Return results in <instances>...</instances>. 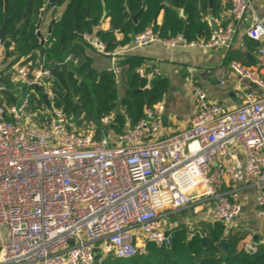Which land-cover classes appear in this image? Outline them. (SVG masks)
Here are the masks:
<instances>
[{
	"label": "built area",
	"instance_id": "obj_1",
	"mask_svg": "<svg viewBox=\"0 0 264 264\" xmlns=\"http://www.w3.org/2000/svg\"><path fill=\"white\" fill-rule=\"evenodd\" d=\"M228 2V21L207 40L162 38L146 28L131 42L229 49L252 0ZM245 35L259 42L256 52L264 57V18L255 16ZM82 39L109 56L110 69L120 74L118 51H107L89 34ZM64 61L78 58L67 54ZM230 68L238 77L239 105L226 109L196 85L190 126L162 138L156 137L160 103L144 108V116L119 133L109 128L111 115L86 130L60 110L45 111L47 120L38 122L24 93L19 106L0 103V264H101L107 256L131 257L147 242L168 243L163 213L202 196L212 199L216 220L229 226L241 211L237 188L245 184L256 188L257 214L264 217V77L238 61ZM137 72L147 79L159 75ZM50 77L39 57L20 61L10 82L32 90ZM240 249L253 254L257 247L242 240Z\"/></svg>",
	"mask_w": 264,
	"mask_h": 264
},
{
	"label": "trees",
	"instance_id": "obj_2",
	"mask_svg": "<svg viewBox=\"0 0 264 264\" xmlns=\"http://www.w3.org/2000/svg\"><path fill=\"white\" fill-rule=\"evenodd\" d=\"M46 1L8 0L4 12L3 1L0 0V26L6 17V29H14L9 35L12 48L8 50V56L23 57V62L42 57L51 72V77L42 81V89H23L29 100L28 110L35 114L38 122L47 120L45 111L60 110L76 127L85 123L83 129L86 130L92 124H99L100 118L111 115L113 120L109 128L119 133L142 118L144 108L162 101L166 78L140 76L137 70L142 66V60L137 57L120 58L118 61L121 67L119 75L124 84L120 94L119 75L111 69H95L91 59L85 55L84 34L93 35L109 52L128 44L132 35L147 27L160 37L168 38L182 34L184 28L176 9L184 10L187 41H204L211 34L208 23L201 19L200 14L207 9V0H169L170 4H166V0H54L49 8L62 6L63 10L52 24L47 40L41 44L36 34V23ZM142 3L144 8L140 10ZM213 5L212 14L215 15L220 0H213ZM161 10L163 23L158 27L155 19ZM134 13L139 19L132 26L129 15ZM103 15L109 17L113 30L123 34L120 41H117L113 30L99 29ZM246 44L255 50L259 46L258 41L249 38ZM235 53L239 55L238 59L249 63L243 53ZM67 54L77 57L78 61L65 62ZM233 61L242 63L235 58ZM47 89L51 92V97H47L48 106L43 99ZM227 228L217 220L192 231L180 226L170 232L168 243L157 245L147 242L131 257L108 256L101 264H264V244H256L257 250L253 254L244 253L240 249L244 234ZM203 237L206 238L204 242ZM221 241L227 243L225 252L220 246Z\"/></svg>",
	"mask_w": 264,
	"mask_h": 264
},
{
	"label": "crops",
	"instance_id": "obj_3",
	"mask_svg": "<svg viewBox=\"0 0 264 264\" xmlns=\"http://www.w3.org/2000/svg\"><path fill=\"white\" fill-rule=\"evenodd\" d=\"M166 4H170L169 0H166ZM142 8H144L143 3L140 5V10ZM212 9L213 7L210 8L208 6L207 0V9L200 11L201 19L206 21L209 26L208 15H211L218 26L226 24L228 21L229 2L220 0V6L215 15L212 14ZM62 10V6L56 9L51 6L44 12L39 25V31L42 36H49L51 22L54 18L59 19ZM176 11L178 17L185 21L184 10L176 9ZM137 13L129 15L132 26H135L139 19ZM255 16L264 18V0H252L251 9L248 11L246 20L239 26L234 44L229 49L224 47L212 49L181 46L170 48L158 42L136 47L131 42L132 37L128 44L117 47L115 50L119 52L115 55L117 62L120 58L137 57L142 60V66L138 69H141L143 73L156 70L159 72L157 76L164 77L167 80L166 91L160 102L162 105V119L157 138L169 136L190 126L195 114V93L193 88L196 85L204 89L210 101L218 103L226 109H233L239 105L242 95L234 89V84L238 81V77L232 72L230 63L234 58L242 61L243 64L245 62L241 58H237L239 55L235 51L243 53L244 56L249 53V59L245 56L249 63L245 65L251 67L256 74L264 77V57L259 56L255 49L246 44L248 38L245 35V29ZM162 23L163 10L158 13L155 19L156 26L160 27ZM109 25H111L109 17L103 15L99 23V29L109 31ZM113 31L117 41H120L123 38V34L117 30ZM90 36L92 39H96L93 35ZM8 38L10 40V37ZM83 43L86 44L84 53L91 59L92 66L95 69L111 68V58L109 56L101 54L100 50L91 43L86 41H83ZM11 48L12 44L9 49ZM9 49L6 50L0 46V84L3 86L0 92V101L6 106H16L18 98L24 92L20 85L10 82V77L14 73L16 65L23 60V57L17 59L16 57L8 56ZM242 83L244 85L249 84L246 80H242ZM123 87L124 84L121 80V75H119L118 91L119 89L122 90ZM252 88L259 91L254 86ZM236 156L240 160L243 157L242 151L238 148L236 149ZM225 189L227 187L225 185L222 186V190ZM237 193L241 211L228 226L227 230L244 234L242 240L251 241L255 245L264 244V217L257 214L256 188L249 184L241 185L237 188ZM212 205L213 201L210 197L202 196L186 206L167 210L163 213L161 220L169 232L180 226L192 231L203 224L216 221ZM254 235L258 236L256 241L253 240Z\"/></svg>",
	"mask_w": 264,
	"mask_h": 264
},
{
	"label": "water",
	"instance_id": "obj_4",
	"mask_svg": "<svg viewBox=\"0 0 264 264\" xmlns=\"http://www.w3.org/2000/svg\"><path fill=\"white\" fill-rule=\"evenodd\" d=\"M54 0H47L46 3L44 4V6L41 8L39 15H38V20L36 23V34L40 40V43L43 44L46 40H47V36H42L40 31H39V25L41 23L42 17L44 12H46V10L49 8V5L53 2ZM8 0H3V10L4 12L7 10L8 7ZM208 6L210 8L213 7V0H208ZM133 19H135V17H133ZM58 18H54L51 22V25L57 21ZM183 23H184V28L182 31V36L183 38L186 39V35H187V26H186V22L182 19ZM208 22H209V26L212 32H215L218 28V24L217 22L213 19V17L211 15H208ZM51 25H50V29H51ZM109 29L112 30V26L109 25ZM14 31V29L11 30H7L6 29V17H4L3 23L0 26V46H2L4 49H9V47L11 46L12 42L11 40H9V35ZM246 58L249 59L250 58V54L246 53L245 54ZM40 88L42 89V86H40ZM137 92H141V90H136ZM43 99L45 101V103L47 104V106L49 105L48 100H47V95L44 93L43 94ZM257 235L253 236V240L256 241L257 240ZM205 237L202 238L203 242L205 241ZM220 246L222 248V250L225 252L226 251V247H227V243L225 241H221L220 242Z\"/></svg>",
	"mask_w": 264,
	"mask_h": 264
},
{
	"label": "rangeland",
	"instance_id": "obj_5",
	"mask_svg": "<svg viewBox=\"0 0 264 264\" xmlns=\"http://www.w3.org/2000/svg\"><path fill=\"white\" fill-rule=\"evenodd\" d=\"M247 14H248V12H247ZM119 92H120V94H121V90L119 89ZM44 93L47 95V97H51V92H50V90L49 89H47V90H45L44 91ZM24 94L22 93L21 94V96H20V98H18V102L16 103V106H19L21 103H22V101H23V99H24ZM81 122V121H80ZM98 124V123H97ZM97 124H94V125H97ZM85 126V123H83L82 125H81V127H84ZM108 257V256H107Z\"/></svg>",
	"mask_w": 264,
	"mask_h": 264
}]
</instances>
